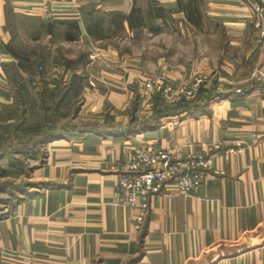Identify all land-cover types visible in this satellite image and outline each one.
<instances>
[{"label": "crops", "instance_id": "obj_1", "mask_svg": "<svg viewBox=\"0 0 264 264\" xmlns=\"http://www.w3.org/2000/svg\"><path fill=\"white\" fill-rule=\"evenodd\" d=\"M150 1L172 12L155 22L156 33L126 30L125 42L85 32L89 12L127 14ZM177 1L0 0V125L23 110L27 118L21 91L35 98L40 87L26 75L27 63L51 58L52 77L44 80L66 79L67 97L82 98L77 114L58 119L68 127L47 131L58 137L42 146L28 190L0 212V264H264V46L255 43L242 0H202L198 29ZM72 20L80 27L73 42L27 29ZM207 40L217 42L216 55L204 53ZM198 77L216 91L205 105L153 121L146 79L188 84ZM55 88L45 83V92ZM236 146L240 152L224 160L221 153ZM149 147L207 154L212 170L194 195L172 187L154 195L135 232L137 211L112 206L117 164Z\"/></svg>", "mask_w": 264, "mask_h": 264}, {"label": "built area", "instance_id": "obj_2", "mask_svg": "<svg viewBox=\"0 0 264 264\" xmlns=\"http://www.w3.org/2000/svg\"><path fill=\"white\" fill-rule=\"evenodd\" d=\"M248 7L252 26L255 30V43L264 46V0H242ZM42 68L38 67L37 72ZM263 76V75H262ZM39 78V77H38ZM33 86H37L36 78L29 77ZM89 85H93L89 81ZM143 90L147 93L161 94L167 106H175L182 101H192L204 88L203 78L198 77L188 84H175L162 78L146 79ZM240 94V91H236ZM240 152V147L225 149L221 156L228 160ZM120 174L113 189V207L134 209L132 230L140 232L150 209L151 199L168 187L180 194L194 195L198 192L202 180L212 170L211 156L204 153L187 154L177 157L175 152L144 148L130 154L122 163L117 164ZM1 224V221H0Z\"/></svg>", "mask_w": 264, "mask_h": 264}, {"label": "trees", "instance_id": "obj_3", "mask_svg": "<svg viewBox=\"0 0 264 264\" xmlns=\"http://www.w3.org/2000/svg\"><path fill=\"white\" fill-rule=\"evenodd\" d=\"M202 0H178L177 1V11L182 12L185 16L186 21L198 29L201 27L202 21V12H201ZM170 10L164 9L155 2H148L147 6L141 8L136 6L134 3L130 11L127 14L115 13L109 15H100L93 12L83 16L84 19V29L86 34L94 40H103L109 39L114 34L123 32L124 30L128 31H142L146 30L150 33H156L159 30V25L156 24V21L164 22L166 18L171 15ZM35 37H39L42 34L50 35L55 37L57 34L64 41L73 42L76 41L80 35V27L77 21H35ZM58 32V33H57ZM22 59V58H21ZM27 62L28 59H26ZM41 67L37 65H27L25 73L27 76H34L36 69ZM42 76V75H40ZM45 90V89H44ZM42 90V92L44 91ZM21 102L24 104L26 96H28V90L21 91ZM24 92L26 93L24 95ZM41 92V95H42ZM59 89H52L47 91V97H42L40 101V110L52 115L57 112L60 104L65 101L67 98V92L64 91L59 97ZM215 89L211 88L209 90L201 89L198 93V97L192 101H182L175 106H167L163 103L161 94L153 93L152 94V103L154 106L153 121L159 117H164L168 115H177L181 113H191V111L202 107L205 105L208 100H210L215 95ZM44 93V94H45ZM48 98L50 100L51 107H48L45 104V100ZM79 109L75 110L74 114L78 113ZM25 111L20 112L18 115H12L13 122L9 124L0 125V159L6 158L7 156H13L20 153H25L29 149H33L36 144L32 140L20 139V131L25 127L26 117ZM53 118V119H52ZM49 122L52 124L54 131H59L62 128L68 127V124L64 126L62 124H57L58 119L50 116ZM60 123V122H59ZM70 125V124H69ZM93 126L80 125L79 128L91 129ZM48 129L44 134H40V147L45 145L49 140L58 137L56 132L47 133ZM19 135V137L17 136ZM5 186V184H3ZM3 187H0V192ZM7 188V187H4Z\"/></svg>", "mask_w": 264, "mask_h": 264}, {"label": "rangeland", "instance_id": "obj_4", "mask_svg": "<svg viewBox=\"0 0 264 264\" xmlns=\"http://www.w3.org/2000/svg\"><path fill=\"white\" fill-rule=\"evenodd\" d=\"M27 27H28L27 29L30 30L31 33L34 32L35 25L31 26L29 23ZM206 31L210 32L211 28L207 27ZM114 37L121 39L122 41L125 40L128 42L130 41L129 40L130 36L125 30L121 33L114 34L113 36H111V38ZM25 40L31 41V37H26ZM30 44L33 43L27 42V44H25L27 49L30 48L29 47ZM138 44L140 43L138 42ZM144 44L145 42L140 44L139 47L141 48ZM216 44L217 42L211 40L204 41V53L210 56L216 55V52L218 50V46ZM43 61H44L43 62L44 66L42 64L40 65L42 66V71L37 72L36 69V73L33 76L34 78H37V80L40 83L39 90L35 93L36 94L35 98L34 95L33 96L28 95L27 97H25L26 98L25 105L27 106L25 107L27 111L26 112L27 121L25 123V127L20 131L21 137H19V135L17 134V136L20 139L32 140L34 144H36V146L33 149H29L25 153H20L13 156H7L6 158L4 157L0 159V187H3L0 192V212L4 211L7 205L9 206L10 203L16 201V199L19 198L20 194H24V192L28 190L26 185L28 174L30 173V171H32L31 169L33 168V166L37 165V162L46 155L44 148L42 146L40 147L37 144H39L41 140L40 134H44V132L47 129L50 130V127H52L51 125L48 126L45 125L50 123L49 122L50 116L54 117L55 119L63 120L65 122L67 119H70L69 117L72 114H74L75 110L79 109V107L81 106L80 104L82 98L73 94L74 96L73 95L68 96L65 99V101H63V103L60 104L55 114L53 113L52 115H50V113L42 112L40 110V100L38 98L47 97V93H45L46 90H44L45 83L58 85L59 94L57 95V97H59V95H61L64 91H67V89L65 90V87L67 88L66 79L62 80V79L52 78V80L54 79L53 81L49 80L47 82L44 80L45 78L50 79L52 77L51 76L52 60L51 58H45ZM27 65L33 66L37 64L27 63ZM42 90L44 91L42 92ZM29 96L32 99L29 98ZM45 104H47L48 107H51L50 100L48 98H46ZM23 108L24 105L22 106L21 104L20 109L17 112L21 111ZM65 124L66 123H62L63 126ZM3 184H5V186H3Z\"/></svg>", "mask_w": 264, "mask_h": 264}]
</instances>
